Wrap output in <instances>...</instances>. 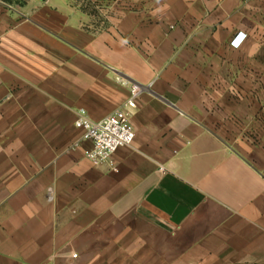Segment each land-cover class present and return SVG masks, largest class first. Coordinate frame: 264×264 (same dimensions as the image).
I'll list each match as a JSON object with an SVG mask.
<instances>
[{
	"label": "crops",
	"instance_id": "obj_1",
	"mask_svg": "<svg viewBox=\"0 0 264 264\" xmlns=\"http://www.w3.org/2000/svg\"><path fill=\"white\" fill-rule=\"evenodd\" d=\"M106 1L0 0V264H264V0Z\"/></svg>",
	"mask_w": 264,
	"mask_h": 264
},
{
	"label": "built area",
	"instance_id": "obj_2",
	"mask_svg": "<svg viewBox=\"0 0 264 264\" xmlns=\"http://www.w3.org/2000/svg\"><path fill=\"white\" fill-rule=\"evenodd\" d=\"M245 37V33H238L232 39L231 45L239 47ZM142 88L137 83H131L127 99L119 108L101 119H91L84 108L77 111L75 126L82 130L83 138L90 142L84 154L94 164L108 162L117 170L111 156L119 147L130 146L134 141L135 131L131 124V116ZM73 257L76 258L77 254H73Z\"/></svg>",
	"mask_w": 264,
	"mask_h": 264
},
{
	"label": "rangeland",
	"instance_id": "obj_3",
	"mask_svg": "<svg viewBox=\"0 0 264 264\" xmlns=\"http://www.w3.org/2000/svg\"><path fill=\"white\" fill-rule=\"evenodd\" d=\"M12 2L14 3H18V4H21L23 2V0H12ZM107 1L106 0H84V3L88 6V7H96V6H99V5H106ZM107 14H104V13H95L94 14V17L96 20H106L107 18Z\"/></svg>",
	"mask_w": 264,
	"mask_h": 264
},
{
	"label": "trees",
	"instance_id": "obj_4",
	"mask_svg": "<svg viewBox=\"0 0 264 264\" xmlns=\"http://www.w3.org/2000/svg\"><path fill=\"white\" fill-rule=\"evenodd\" d=\"M4 1H6V2H12V0H4Z\"/></svg>",
	"mask_w": 264,
	"mask_h": 264
}]
</instances>
